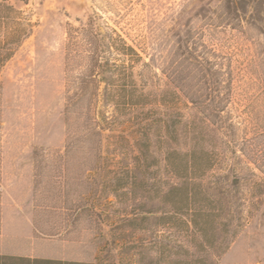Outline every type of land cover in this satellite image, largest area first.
Returning <instances> with one entry per match:
<instances>
[{"label":"rangeland","instance_id":"rangeland-1","mask_svg":"<svg viewBox=\"0 0 264 264\" xmlns=\"http://www.w3.org/2000/svg\"><path fill=\"white\" fill-rule=\"evenodd\" d=\"M10 3L34 27L1 72L0 252L85 264H163L168 255L162 256L156 246L164 240L161 236L172 246L178 239L188 247L184 234L159 228L154 216L133 209L137 205L126 198L117 201L110 195L106 183L123 173L117 167H109L114 173L106 168L90 171L87 154L62 162L53 156L65 151V110L74 91L66 72L67 31L82 27L90 16L120 34L148 65L134 70L138 84L151 94L149 110L154 116L182 113L179 145L171 146L187 152L200 142V149L216 155V167L207 180L228 175L233 182L238 177L246 201L264 195V14L256 20L248 15L233 30L215 27L224 19L219 0ZM180 85L186 93L171 95ZM165 92L170 93L166 98ZM216 107L222 108L218 118L213 117ZM72 129L77 132V124ZM131 131L130 123L115 128L116 134L124 132L134 143L137 138ZM157 135L152 137L151 153L160 162L154 176L169 181L166 138ZM103 145L106 150L110 143L105 140ZM36 149L48 154L45 164L57 161L70 171L44 173L39 178L44 196L35 200ZM103 155L119 159L113 153ZM54 194L59 195L57 201ZM134 210L140 215L137 230L124 223ZM248 210L247 203L244 227L218 264H264V207L253 220ZM142 214L151 220L143 221ZM34 221L46 234L36 231Z\"/></svg>","mask_w":264,"mask_h":264},{"label":"trees","instance_id":"trees-1","mask_svg":"<svg viewBox=\"0 0 264 264\" xmlns=\"http://www.w3.org/2000/svg\"><path fill=\"white\" fill-rule=\"evenodd\" d=\"M19 1L23 4L29 2ZM219 4L223 11L221 18L224 19L215 27L227 26L235 30L248 15L256 20L264 14V0H219ZM87 20L82 27L70 26L67 31L66 72L74 91L68 95L65 110L69 123L65 151L53 156L62 162L71 155L87 154L92 161L90 171L106 168L114 173L109 170L111 166L122 171L115 173V177L106 183L111 190L110 195L117 201L126 198L132 206L137 205L133 209L137 207L143 214L154 216L159 228L182 233L187 239L188 247L177 238L172 246L170 239L161 236L164 240L156 246L162 256L168 255L163 264H218L244 227L246 220L243 214L247 203V213L253 220L264 207V195H252L246 201L240 193L242 179L238 177L233 182H229L228 175L213 176L214 180H207L216 167V155L200 149L203 148L200 142H194L190 147L193 149L187 152L172 147L171 144L179 145V128L184 125L182 113L170 112L167 104H163L170 113L154 116V110H149L153 105L151 94L146 91L145 85L138 84L134 70L140 64L148 67L142 56L120 34L104 28L95 16ZM33 27L10 0H0V139L4 110L1 72L31 36ZM186 90L180 85L170 93L179 97V92L185 94ZM170 93L165 92V98ZM109 109L112 115H109ZM216 109L214 118H218L222 111L220 107ZM212 122H216L215 119ZM127 123L132 125L131 133L137 138L134 143L124 132L115 133V128ZM74 124H77V132L72 129ZM159 134H164L166 138L168 151L164 162L169 181L154 176L160 161L151 153L152 137ZM105 140L110 143L106 150L103 145ZM103 153H113L119 159H111ZM47 157L43 149H36L33 153L38 178L34 187L35 200L44 196L39 181L44 173L53 175L70 171L68 166L57 161L52 165L45 164ZM62 193L66 195L67 192ZM58 196L53 195L55 201ZM134 212L132 218L124 221L131 230L138 229L140 219V215ZM143 214V221L151 220ZM36 231L46 234L39 226H36ZM0 264L85 263L4 255L0 256Z\"/></svg>","mask_w":264,"mask_h":264},{"label":"crops","instance_id":"crops-1","mask_svg":"<svg viewBox=\"0 0 264 264\" xmlns=\"http://www.w3.org/2000/svg\"><path fill=\"white\" fill-rule=\"evenodd\" d=\"M4 255L11 256V257H18V258H21V257H26V258H31V259L42 258V257H39V256L38 257L32 256L30 254H26V253H23V252H21V253L10 252V251L0 252V256H4Z\"/></svg>","mask_w":264,"mask_h":264}]
</instances>
